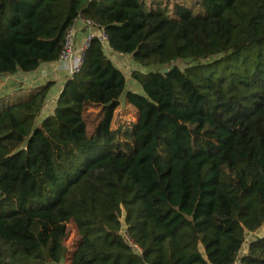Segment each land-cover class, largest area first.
<instances>
[{"label":"trees","instance_id":"16d2710c","mask_svg":"<svg viewBox=\"0 0 264 264\" xmlns=\"http://www.w3.org/2000/svg\"><path fill=\"white\" fill-rule=\"evenodd\" d=\"M165 4L0 0V75L55 61L79 14L155 66L127 89L93 38L50 113L54 81L0 108V264H59L66 226L43 242L36 217L55 209L77 236L68 264H264V235L238 254L264 224V0ZM87 101L107 108L90 135ZM121 101L137 119L113 129Z\"/></svg>","mask_w":264,"mask_h":264},{"label":"crops","instance_id":"0c3cea01","mask_svg":"<svg viewBox=\"0 0 264 264\" xmlns=\"http://www.w3.org/2000/svg\"><path fill=\"white\" fill-rule=\"evenodd\" d=\"M75 29V43L76 46L79 47L83 40L85 30L81 23H76L74 25ZM108 45V44H107ZM105 53L111 58L114 64L123 72L126 77V87L127 89H132L135 91H139V85L131 79L130 72L127 70V65L129 64V59H127L128 55H124L121 53H116L112 51L108 46L103 47ZM128 62V63H127ZM126 63V64H125ZM132 66H136L133 61L130 62ZM135 70H139L138 66L135 67ZM68 72L64 66H61L59 63L55 61L42 63L37 69L29 72L17 71L14 74H3L0 75V102L2 104H12L14 102L23 100L26 98L28 91L35 86L43 84L47 81H54L51 91H49V95L45 100V104L42 108L41 115H45L50 113L56 102V98L62 89L66 79L68 78ZM129 80V82H128ZM259 229V228H258ZM257 229V230H258ZM257 230L252 232H247L245 234V241L241 245L239 250V256L244 255L246 249L243 247L244 243L249 236L254 235ZM255 239V238H254ZM253 240V239H252ZM248 242V240H247Z\"/></svg>","mask_w":264,"mask_h":264},{"label":"rangeland","instance_id":"374dc122","mask_svg":"<svg viewBox=\"0 0 264 264\" xmlns=\"http://www.w3.org/2000/svg\"><path fill=\"white\" fill-rule=\"evenodd\" d=\"M169 2H167L166 0H162V5H164V3L167 6V8L165 9V11L169 14L173 15V9H172V4L174 0H168ZM194 0H187V4L192 3ZM194 12H197V10H195ZM129 59V64L127 65V70L130 72L132 70H135L136 66H138L139 70L141 71H145L147 68L148 69H154L155 66L152 67H144L141 64L137 63L136 61H133V63L136 66H132L130 64V62H132V59L130 56H127ZM128 63V62H127ZM126 64V63H125ZM176 64L179 66H185L186 62L182 61V60H178L176 61ZM129 82V80H128ZM6 104H2L0 102V108H3ZM107 112V108L100 104V103H96V102H92V101H87L84 104L83 107V117L86 121V126H87V133L90 135L92 134L96 128L97 125L104 119L105 115ZM137 119V112L136 110L131 107L129 104L121 101V103L115 108V110L112 113V119H111V128H116L119 125H123V126H129L132 123H134ZM218 138H213L214 141H217ZM36 217H38V219L40 220V239L41 241H45V237L47 235V233L51 230V229H60L61 224H65L66 226V236L64 239V243L66 244V246L68 247V253L66 255V257L59 263V264H68V259H69V255L76 243L77 240V236L75 235V229L74 226L69 223L66 222L63 213L60 209H55L51 212H42V213H38L36 215ZM253 233V232H252ZM264 235V224L257 230V232H255L254 235H251L250 239L249 236L247 237L248 242L251 241L252 239L258 237V236H263ZM244 243L243 247L246 249L248 242Z\"/></svg>","mask_w":264,"mask_h":264},{"label":"built area","instance_id":"2783aa9c","mask_svg":"<svg viewBox=\"0 0 264 264\" xmlns=\"http://www.w3.org/2000/svg\"><path fill=\"white\" fill-rule=\"evenodd\" d=\"M76 23H81L85 30L84 40L79 47L75 43L76 32L74 25ZM93 38H98L103 47L107 46L108 35L103 26L89 17L77 15L65 31L62 47L56 59L57 63L66 68L69 77L81 70L85 51ZM232 264L238 263L234 261Z\"/></svg>","mask_w":264,"mask_h":264},{"label":"water","instance_id":"95a60500","mask_svg":"<svg viewBox=\"0 0 264 264\" xmlns=\"http://www.w3.org/2000/svg\"><path fill=\"white\" fill-rule=\"evenodd\" d=\"M168 70H169V67H164L163 70H162V72L163 73H166Z\"/></svg>","mask_w":264,"mask_h":264}]
</instances>
